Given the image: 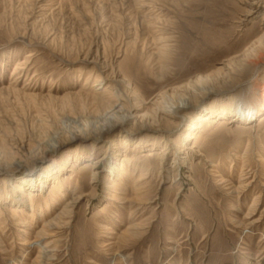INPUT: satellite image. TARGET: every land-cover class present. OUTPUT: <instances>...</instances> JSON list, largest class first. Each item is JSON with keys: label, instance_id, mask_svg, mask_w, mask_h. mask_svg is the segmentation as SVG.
I'll list each match as a JSON object with an SVG mask.
<instances>
[{"label": "rangeland", "instance_id": "1", "mask_svg": "<svg viewBox=\"0 0 264 264\" xmlns=\"http://www.w3.org/2000/svg\"><path fill=\"white\" fill-rule=\"evenodd\" d=\"M252 1L0 0V264H264V42L170 125L149 103L262 36ZM111 70L147 121L75 138Z\"/></svg>", "mask_w": 264, "mask_h": 264}, {"label": "bare ground", "instance_id": "2", "mask_svg": "<svg viewBox=\"0 0 264 264\" xmlns=\"http://www.w3.org/2000/svg\"><path fill=\"white\" fill-rule=\"evenodd\" d=\"M254 1L248 3V5L253 6ZM263 42L264 34L260 36L255 42L248 45L245 49L238 52L236 55L229 57L226 60V64L219 70H215L214 72L209 74H196L194 76H191L190 79H188L187 83L176 86L174 88V97L169 108L159 106V100H161L162 97L164 98V96L162 93L156 94L149 102L152 106H155L156 110V118L153 121L155 123L165 122L167 125H170L171 123H173V121H177L183 110L191 109L196 106L198 99L200 101L207 95L215 93L216 91H220L223 86L232 79L233 76L238 74V71L243 69V66L247 63L250 55L255 52V44H261ZM173 59L174 58L172 57L169 58V60ZM90 60L91 59L89 58L88 61ZM94 61V59L91 60V62ZM110 77L112 79L111 81L113 83H116V88L110 92V95L113 97V99L111 101H103L97 99L105 106V112L107 113L103 117H107V120H104L101 124V127H96L94 131L82 132L76 130L74 132L75 138H97L102 135L104 129L110 131L111 128L115 126L125 127L127 125L125 121H129L133 117H140L145 120L146 117H149L146 113H140L141 109L144 108V106L141 104V101H136L138 100L136 95L137 90L135 86L131 84L132 82H130L129 79H125V77L123 76V72L111 70ZM120 77H124V79L119 80ZM203 118L199 117L198 121H202ZM180 121L183 120L181 119ZM200 127V123L198 125H193V129H197ZM186 137L194 138V136L187 135ZM37 161H41V159L36 160L34 162V166ZM101 161L102 160H98L94 162L93 165H99ZM23 167L26 168L28 166L26 165ZM94 176L96 177V179L98 178L97 174H94ZM145 179L146 177H141L138 181L141 184ZM25 243L27 242H24V244ZM47 245H51V242Z\"/></svg>", "mask_w": 264, "mask_h": 264}]
</instances>
